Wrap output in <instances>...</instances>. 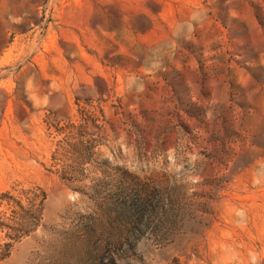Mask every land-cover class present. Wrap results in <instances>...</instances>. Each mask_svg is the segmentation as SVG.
<instances>
[{"label": "rangeland", "instance_id": "374dc122", "mask_svg": "<svg viewBox=\"0 0 264 264\" xmlns=\"http://www.w3.org/2000/svg\"><path fill=\"white\" fill-rule=\"evenodd\" d=\"M43 194L0 264H264V0H0V212Z\"/></svg>", "mask_w": 264, "mask_h": 264}, {"label": "trees", "instance_id": "16d2710c", "mask_svg": "<svg viewBox=\"0 0 264 264\" xmlns=\"http://www.w3.org/2000/svg\"><path fill=\"white\" fill-rule=\"evenodd\" d=\"M43 197L40 204L36 203V196L31 200L29 198L28 207L22 206L20 200L18 201L12 196L5 197L9 202L8 206L11 209V213L5 216L0 212V229L7 230V236L11 242L0 249L2 250L0 261L10 255L15 243L21 241L36 230L41 221L39 213L42 211L41 204L46 200V195L43 194ZM127 209L131 210L132 207H127Z\"/></svg>", "mask_w": 264, "mask_h": 264}]
</instances>
